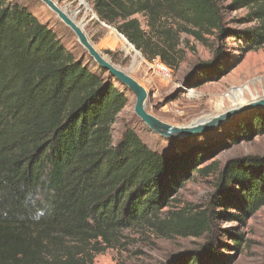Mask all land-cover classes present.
Listing matches in <instances>:
<instances>
[{"label":"trees","instance_id":"16d2710c","mask_svg":"<svg viewBox=\"0 0 264 264\" xmlns=\"http://www.w3.org/2000/svg\"><path fill=\"white\" fill-rule=\"evenodd\" d=\"M243 6L249 9L243 19L257 25L227 28L218 0H92L99 21L114 26L147 60L170 68L184 55L180 31L204 45L206 35L230 33L243 41V53L264 43V0L228 5ZM170 19L182 24L174 28ZM212 47L218 57L222 47ZM239 61L219 59L197 69L202 81L218 80ZM127 101L124 90L78 59L25 5L0 0V264H92L95 253L121 243L124 229L210 237L220 214L215 207L226 213L232 205L247 216L264 205V156L249 155L225 164L213 203L161 216L189 179L213 171L203 163L214 145L160 154L131 127L114 142L111 127ZM239 127L246 139L264 132V113ZM228 235L240 247L242 235ZM190 253L176 264H197L201 257L204 264L229 263L215 242Z\"/></svg>","mask_w":264,"mask_h":264},{"label":"rangeland","instance_id":"374dc122","mask_svg":"<svg viewBox=\"0 0 264 264\" xmlns=\"http://www.w3.org/2000/svg\"><path fill=\"white\" fill-rule=\"evenodd\" d=\"M16 1L25 5L41 22L51 28L64 46L85 65L108 78L107 74L97 69L88 58L73 33L49 9L37 0ZM55 1L60 6H67L68 10L76 12L77 21L82 18L86 21L84 28L88 36L113 63L123 69H130V66H133L131 74L149 92L148 109L169 124L177 126L186 124L196 118L221 112L233 104L243 103L264 94V43L243 53L240 49L244 45L243 41L227 36L230 33L221 38L206 35L209 45H204L189 33L180 31L177 43L184 55L177 68H170L164 64L170 70L168 77L157 69L156 63L160 61L158 58L149 61L139 50L137 51L142 59L137 55L134 57V49L124 47L125 44L119 35L121 33L114 26L93 17L92 0H84L88 6L80 4L79 0ZM231 1L218 0L227 28L242 29L257 25L256 20L243 19L249 12L247 6L234 9L228 7ZM136 17L142 22L143 28L147 29L145 17L142 14H136ZM170 22L174 28L182 24L179 19H170ZM212 45L222 47V53L218 57H215ZM235 58H239L240 61L235 65L230 64L220 79L201 80L202 75L197 69L198 66L219 59L231 63ZM110 79L128 96V101L117 114L111 127L114 142L120 138L125 127H131L149 148L160 154L178 152L190 145L207 143L214 145L213 155L203 163L213 171L208 176L196 174L194 178L189 179L173 196L171 203L162 209L161 216L168 210H176L186 205H194L197 208L208 206L219 197V172L229 160L249 155L264 156V132L253 133L250 139H246L239 127L240 124L249 121L254 114L264 113V109L244 111L206 132L177 139L162 137L149 130L134 115L133 96L116 80ZM245 85L249 89L244 91L241 102H234L233 98L227 96L233 89ZM230 188L233 192L240 193L235 185ZM224 209L223 206L214 208L220 214L213 220V235L210 237H170L144 226L128 228L123 230L125 237L121 243L95 253L92 256V264H168L170 261L171 264H176L188 258L192 254L190 252L212 242H215L223 255L229 259L228 264H264V205L247 216L242 215L232 205L227 206L226 213ZM228 213L240 215L241 219L231 217ZM228 232L242 235L240 247L234 244ZM203 260L204 257H201L197 264H204Z\"/></svg>","mask_w":264,"mask_h":264},{"label":"water","instance_id":"95a60500","mask_svg":"<svg viewBox=\"0 0 264 264\" xmlns=\"http://www.w3.org/2000/svg\"><path fill=\"white\" fill-rule=\"evenodd\" d=\"M37 1L49 9L57 17V19L73 33L77 43L83 48L88 58L94 63L97 69L105 72L108 77L116 80L133 96L134 115L156 135L177 139L181 136L198 134L213 129L217 125L244 111L264 109L263 94L262 96L257 95L252 97L250 100L243 103L233 104L221 112L196 118L186 124L178 126L169 124L168 122L157 117L148 109L147 102L149 98V92L140 83V81L131 74V69L133 66L131 65L130 69H123L113 63L111 59L92 42L85 31L84 25L86 24V21L83 18L80 21H77L75 19L76 14H74V11L68 10L67 6H60L55 0ZM79 2L80 4L88 6L84 0H79ZM93 17H97L95 12H93ZM119 35L122 36L134 49V52L139 53L122 34ZM106 52L110 53L108 51Z\"/></svg>","mask_w":264,"mask_h":264},{"label":"bare ground","instance_id":"6f19581e","mask_svg":"<svg viewBox=\"0 0 264 264\" xmlns=\"http://www.w3.org/2000/svg\"><path fill=\"white\" fill-rule=\"evenodd\" d=\"M87 6V5H86ZM74 14H76V12H74ZM93 15V14H92ZM121 38H122V40H123V42H124V44H125V46L124 47H126V49L128 48V49H132V47L126 42V40L121 36ZM136 55L137 56H139L140 58H141V55L139 54V53H137V52H135V56L134 57H136ZM142 59V58H141ZM249 89V87L248 86H243V87H239V88H236V89H233L232 91H230V95L229 94H227V96L229 97V98H233V101L234 102H241L242 100H243V94H244V91L245 90H248ZM225 98V97H224Z\"/></svg>","mask_w":264,"mask_h":264},{"label":"built area","instance_id":"2783aa9c","mask_svg":"<svg viewBox=\"0 0 264 264\" xmlns=\"http://www.w3.org/2000/svg\"><path fill=\"white\" fill-rule=\"evenodd\" d=\"M156 67L162 75L170 76V70L162 62H157Z\"/></svg>","mask_w":264,"mask_h":264}]
</instances>
